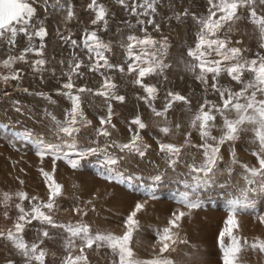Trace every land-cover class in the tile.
<instances>
[{
	"label": "snow or ice",
	"instance_id": "snow-or-ice-1",
	"mask_svg": "<svg viewBox=\"0 0 264 264\" xmlns=\"http://www.w3.org/2000/svg\"><path fill=\"white\" fill-rule=\"evenodd\" d=\"M109 3L119 6L128 15L116 27L124 57L120 62H113L115 52L112 41L103 38L104 33L111 31L116 16ZM161 6L162 0H88L84 11L91 18L79 38H75L71 23L75 20L83 24L79 20L75 0H0V42H4L9 49H16L19 38L26 41L18 53L10 52L0 59V81L5 84L17 82L19 86L28 73L17 65L24 64L34 77H39L41 83L45 82L46 74L55 79L59 85L55 94L70 102V107L63 109L62 118L51 111L45 112L51 122L46 132L23 128L15 134L18 142H31L37 157L41 160L50 158L52 162L50 171L39 169L47 190L46 199L29 195L24 190L4 192L0 196V203L6 208L14 207L16 212L11 226L0 230V238L11 244L23 258V264H46L49 250L43 245L52 238L49 229L61 232L64 253L61 264H91L89 253L101 249L106 250L110 257L109 264H177L172 254L178 252V245H189L181 234L182 220L193 209L201 207L204 190L216 185L218 165L223 159L222 147L234 143L244 133H250L251 142L257 145L252 155L258 166L242 164L245 184L234 185L232 195L226 201L227 216L217 237L219 260L220 264H240L241 254L248 249L264 253V239L255 237L249 240L236 231L239 228L238 214L255 207L251 193L264 192V0H203L200 10L191 6L177 10V6L169 0L171 15L164 19L186 25L194 37L193 43L176 61L169 59L168 37L162 35L157 40L153 35L162 31V24L157 21ZM54 15L63 18V28L57 26L56 36L70 49L68 58L58 61L59 76L55 66L49 67L51 61L47 56V38L50 35L47 19ZM132 18H135L134 21ZM242 23L251 25L253 35L257 37L255 53L249 54L248 48L240 46L242 41L234 40L230 35ZM125 29L128 30L126 35ZM174 64L182 66L183 71L202 89L195 107L192 94L185 95L174 90L169 80L168 73ZM88 73L101 77L99 88L77 83L86 79ZM115 73L135 77L132 83L143 91L138 99L163 121L158 131L164 136L173 132L168 113L176 103H182L191 114L188 120L191 130L184 134L182 143L161 139L155 141L169 168L175 170L178 167L188 147L195 148L201 154L199 162H186L187 172L181 180L182 190L174 197V202L181 207L172 211L166 223L155 230L156 243L147 258H141L133 248L134 237L140 231L137 216L145 209V203L137 201L123 217L124 230L119 234L93 229L84 219L88 215L86 209L73 210L81 217L75 221L64 222L55 218L58 200L64 191V186L55 178L60 161L77 170L85 160L95 157L98 175L109 183L134 187L144 181L143 175L124 167L128 158L143 159L152 147L143 141L140 134L139 130L147 127L141 116L136 115L130 121L131 136L128 140L117 142L111 139L109 129L116 128L113 123L114 102H126V95L119 94ZM225 78L228 84L222 83ZM152 79H156V82H147ZM232 82L235 87L231 86ZM164 84H168L169 88L164 104L158 109L155 102ZM23 91L29 93L28 88H23ZM30 94L40 96L50 104L57 103L48 92ZM84 94L101 96L107 102V115L99 117L100 126L95 129L97 138H108L105 145H100L96 140L91 144L80 143L83 131L92 126V120L88 119L83 108ZM209 95L216 99H210ZM15 111L24 112L19 102ZM218 119L222 122L219 126ZM174 127L179 132L181 124L176 123ZM217 129L219 136L213 134ZM193 131L198 134L197 143L191 140ZM232 163H238L234 153ZM229 174H232L230 169ZM149 179L150 183L145 181L141 185L143 194L156 199V187L163 177L152 174ZM13 200L16 201L14 205ZM4 216L11 218L7 211ZM259 221L264 224V215L259 217ZM34 224L39 228L35 230L33 239L28 240L26 233ZM189 259L198 260V251H193ZM8 264L13 262L8 261Z\"/></svg>",
	"mask_w": 264,
	"mask_h": 264
},
{
	"label": "rangeland",
	"instance_id": "rangeland-1",
	"mask_svg": "<svg viewBox=\"0 0 264 264\" xmlns=\"http://www.w3.org/2000/svg\"><path fill=\"white\" fill-rule=\"evenodd\" d=\"M87 2L88 0H75L79 20L83 21V24H80L74 20L70 25L75 33V38H79L80 32L84 26H87L91 18L84 11ZM105 2H108V0H105ZM172 3L177 6V10H182L183 7L189 6L195 10H200L203 7V0H191V3L190 0H172ZM109 7L116 13V16L112 21L111 31L104 33L103 38L106 41H112L115 52L113 62H120L124 57L120 49L121 37L116 32V27L122 20L127 19L128 15L115 4L109 3ZM119 12H123V17L118 14ZM169 15H171L169 0H162V6L159 8V15L157 16V21L162 24V31L160 33H153V35L157 40L162 35L168 37L169 59L170 61H176L186 48L193 43L194 37L186 25H178L174 20L169 22L164 19ZM132 19L134 21L135 18ZM62 21L63 18L61 16L55 15L47 19L50 31V35L47 38V56L51 61L49 67L55 66L58 76L60 73L58 61L61 58L67 59L70 55V49L64 46L56 36L57 26L59 25L63 28ZM127 31L125 29V35ZM149 31H152L151 26H149ZM230 35L234 40L242 41V45L240 46L248 48L249 54L257 51V37L253 35L251 25L242 23ZM25 43L26 41L23 38H19L17 48L9 49L4 42H0V59L9 55L10 52L18 53V50ZM77 51L79 52L80 50L78 49ZM53 57H55L54 60L52 59ZM17 66L25 68V71L28 73L19 82V86L17 82L5 84L0 81V196L4 192L15 193L18 190H22V186L30 184L32 191L34 190V195L46 199L47 190L39 169L44 168L50 171L52 168L51 159L44 158L41 160L35 155L31 142H18L15 134L17 130L23 128H30L36 132H46L51 122L45 116V109L56 114L58 118H62L63 109L70 107V102L66 98L55 94V89L59 86L55 79L46 74L45 82L41 83L38 76L34 77L31 74V70L27 65L20 64ZM114 75L119 85V94L126 95V102L122 104L114 102L113 123L116 125V128L115 130L109 129L111 131V139L117 142L128 140L131 136V132L129 131L130 121L136 115L141 116L147 127L139 130L140 134L143 141L151 144L152 147L143 159L138 157L128 158L124 167L130 172L143 175L144 181L134 187L127 185L117 186L114 183H109L98 175L99 169L95 163V157L85 160L77 170L71 169L65 162L60 161L57 163L55 178L64 186V191L63 196L59 198L61 204H58L55 218L58 221L64 222L69 220L75 221L81 219V217L73 210L76 208L86 209L88 215L84 219L91 224L93 229L110 230L119 234L124 230L123 217L127 215L137 201L145 203V209L138 213L137 216L140 221V231L134 237L133 248L141 258H147L152 254L153 245L156 243L155 230L166 223L172 211L181 207L174 202V197L182 190L181 180L187 172L186 162L188 164L194 160L199 162L201 154L195 148L188 147L184 150V158L180 160L178 167L175 170L169 168L166 159L159 153L155 141L156 139H161L166 142L182 143L184 134L191 130L188 123L191 114L186 111L182 103H176L168 113V120L171 122L173 132L169 136H164L158 131V126L163 121L155 117L150 108L138 99V95H143V91L132 83L135 77L120 76L118 73ZM168 76L172 85H174V90H179L185 95L192 94L193 105L195 107L196 98L202 95L200 85L188 73L184 72L182 66L178 64H174ZM181 76L184 78L181 79ZM147 82L155 83L156 79ZM77 83L87 84L89 87L96 89L101 85L102 79L98 74L93 75L88 73L86 79L78 80ZM222 83L228 84L229 81L225 78ZM231 86L235 87L234 82H232ZM23 88H28L29 93H25ZM168 88V84H164L161 87L159 98L155 102V106L158 109L165 102L164 97ZM39 91L48 92L57 103L50 104L48 100L30 94ZM209 98L216 99V97L211 95H209ZM17 102L24 109L23 113L15 111ZM83 108L88 119L92 120V126L83 131L79 138L80 143L91 144L96 140L100 145H105L108 142V138H97L95 129L100 126L99 117L107 115L106 100L101 96L84 94ZM176 123L181 124L179 132L175 130L174 126ZM220 123L222 122L218 119V126ZM132 127L135 128V126ZM213 134L219 136V130H214ZM191 140L193 143L198 142V134L195 131L192 132ZM256 147L257 145L251 142L250 133H244L234 143L225 144L222 147L223 159L218 165L219 171L216 176V185L204 190L201 207L193 209L190 215L186 216L181 222V234L189 241V245H178V252L172 254L177 264H220L217 237L227 216L226 201L232 195L234 185L243 186L245 184L242 164L247 163L251 166H258L255 157L252 155ZM233 153L238 163H232ZM229 169L231 170V175L229 174ZM152 174H161L163 177L156 187V199L146 197L143 194L141 186L145 181L151 182L149 177ZM12 178L15 179L13 180ZM19 181H23L24 183L21 184ZM33 183H36V185ZM30 187L28 186V188ZM86 189L88 192H86ZM89 193L90 195H87ZM251 196L255 207L247 212L238 214L239 228L236 231L238 235L246 237L249 240L255 237L264 239V224L259 221V217L264 215V192H253ZM88 201H91V203H88ZM15 202L13 200L12 204L14 205ZM93 207L95 208L94 211L92 210ZM183 210L188 211L187 209ZM5 211L9 213L10 219L5 218ZM15 214L14 207L6 208L3 203H0V230H6L11 226ZM37 228H39V225L34 224L28 230L26 234L28 240L33 239ZM49 230L52 233V238L46 240L43 245L49 250L46 264H61V258L64 255L61 244V232L58 229ZM193 251H198L199 253V259L196 261L189 259ZM247 252L241 254L240 264H264V253L251 249H248ZM89 256L91 264H109L110 257L107 255L106 250L101 249L99 252L92 250ZM93 256L97 259L99 258L98 262L92 258ZM8 261H12L13 264H23V258L11 244L6 239L0 238V264H8Z\"/></svg>",
	"mask_w": 264,
	"mask_h": 264
},
{
	"label": "bare ground",
	"instance_id": "bare-ground-1",
	"mask_svg": "<svg viewBox=\"0 0 264 264\" xmlns=\"http://www.w3.org/2000/svg\"><path fill=\"white\" fill-rule=\"evenodd\" d=\"M118 14H119L120 16L123 17V12H119ZM110 34H111V33H110ZM111 35H112V34H111ZM56 65H57V64H56ZM44 107H47V106H44ZM44 107H43V108H44ZM48 108H49V107H48ZM45 111H48V110L45 109ZM34 174H35V173H34ZM30 177H31V176H30ZM33 177H35V176H33ZM57 178L59 179V177H57ZM12 179H13V178H12ZM14 179H15V178H14ZM14 179H13V180H14ZM30 179H31V178H30ZM34 179H35V178H34ZM34 179H33V180H34ZM9 180H10V179H9ZM35 180H37V179H35ZM35 180H34V181H35ZM60 180H61V179H60ZM60 180H59V181H60ZM92 180H93V179H92ZM11 181H12V180H11ZM29 181H30V180H29ZM34 181H33V182H34ZM62 181H63V179H62ZM83 181H84V180H83ZM96 181H97V180H96ZM19 182H20V181H19ZM3 183H4V182H3ZM9 183H10V182H9ZM29 183H30V182H29ZM31 183H32V181H31ZM36 183H38V182L36 181ZM36 183H35V184L33 183V184L36 185ZM59 183H60V182H59ZM87 183H88V181H87ZM87 183H86V184H87ZM33 184H32V186H33ZM38 184H39V183H38ZM67 184H68V183H67ZM83 184H84V183H83ZM3 185H4V184H3ZM18 185H19V184H18ZM96 185H97V184H96ZM9 186H10V185H9ZM28 186L30 187V184H29V185L26 184V186H22V190L28 192L29 194H33V195H34V192H33L34 190L32 191V189H31L32 187L28 188ZM2 187H3V186H2ZM6 187H7V186H6ZM6 187H5V188H6ZM17 187H19V186H17ZM17 187H16V188H17ZM26 187H27V188H26ZM33 187H34V186H33ZM25 188H26V189H25ZM10 189H11V188H10ZM12 189H14V188H12ZM17 189H18V188H17ZM67 189H68V188H67ZM83 189H84V188H83ZM91 190H92V188H91ZM18 191H19V190H18ZM65 191H66V190H65ZM75 191H76V190H75ZM66 192H67V191H66ZM77 192H78V191H77ZM86 192H88L87 189H86ZM86 192H85V193H86ZM93 192H94V190H93ZM70 194H71V193H70ZM78 194H79V192H78ZM87 195H90V193L87 194ZM66 196H68V195H66ZM80 196H82V195H80ZM80 196H79V197H80ZM95 196H96V193H95ZM88 197H89V196H88ZM73 198H74V197H73ZM92 198H94V197H92ZM92 198H91V199H92ZM44 199H45V198H44ZM59 201H60V200H58V204H61ZM73 201H74V200H73ZM73 201H72V202H73ZM77 201H78V200H77ZM63 202H64V201H63ZM67 202H68V201H67ZM88 202H89V201H88ZM64 203H66V202H64ZM94 203H95V202H94ZM68 205H69V203H68ZM75 205H76V204H75ZM75 205H74V206H75ZM87 205H88V204H87ZM87 205H86V206H87ZM80 206H83V205H80ZM84 206H85V205H84ZM94 206H95V205H94ZM89 207H90V206H89ZM82 208H83V207H82ZM90 208H91V207H90ZM254 210H255V209H254ZM256 220H257V219H256ZM103 221H104V220H103ZM96 222H97V220H96ZM109 222H110V221H109ZM93 223H94V222H93ZM97 223H98V222H97ZM100 223H101V222H100ZM118 224H119V223H118ZM97 225H98V224H97ZM255 226H256V225H255ZM260 227H261V226H260ZM262 227H263V226H262ZM27 232H28V231H27ZM26 234H27V233H26ZM249 250H250V249H249ZM246 252H247V251H246ZM247 253H248V252H247ZM92 258H94V260L98 262V259H99V258L97 259V258L94 257V256H93ZM240 262H241V261H240Z\"/></svg>",
	"mask_w": 264,
	"mask_h": 264
}]
</instances>
